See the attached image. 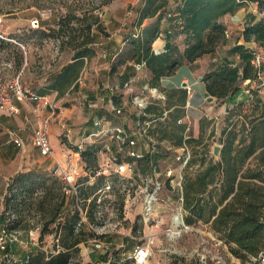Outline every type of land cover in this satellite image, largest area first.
<instances>
[{
	"label": "trees",
	"instance_id": "16d2710c",
	"mask_svg": "<svg viewBox=\"0 0 264 264\" xmlns=\"http://www.w3.org/2000/svg\"><path fill=\"white\" fill-rule=\"evenodd\" d=\"M114 1L30 0L31 5L48 10L57 17L55 27L29 30L37 44L41 46L46 38H52L58 43L60 52L72 54V62L51 74L48 83L38 90L39 95L56 92L57 97H62L70 88L71 91L78 89L85 60L97 53V35L109 36L101 13ZM168 2L141 0L134 21V26L141 28V34H131L136 38L131 40L136 45L134 56L141 55L155 85L163 77L174 75L183 64H193L214 53L226 39L222 18L235 15L249 3H256L259 11L264 12V0H182L177 9V30L169 32L165 29L166 50L155 54L153 44L159 37L163 11ZM146 20L152 21L142 28ZM255 20L252 17L242 35L246 43L255 42L264 47V17ZM178 35L184 37L183 50L175 40ZM12 48V44L0 38V54L9 51L19 70L25 63V52ZM232 53L239 57L238 63L224 64L203 77L208 94L218 101L225 102L239 94L246 80L257 77L250 47L236 44ZM187 96L186 91L168 94L167 109L175 102L180 107L160 120L164 117V109L148 106L142 120H158L153 124L157 126L154 132L159 143L170 141L176 147L189 143L194 151L183 169L181 192L185 223L190 226L210 224L235 258L242 264H251L254 259L264 257V101L251 103L249 113H244L246 103L228 108L220 136L222 150L217 159L210 155V150L199 149L205 140L203 132L211 123L208 118L201 119L198 138H187V124L179 123L186 115L182 107L186 105ZM149 114L154 117H147ZM157 150L139 158L131 157L129 162H136L138 171L147 177L158 170L160 160L171 154L160 144ZM98 151L95 145L81 151L88 169L98 168ZM197 164L198 169L191 171ZM89 180L88 176L77 183L79 203H82L88 219L94 221L98 191L104 185L105 176L96 177L93 184H89ZM171 180L172 177L167 179L168 182ZM62 187L58 177L44 170L19 172L8 182L0 221L11 230L29 232L39 228L42 239L47 234L55 236V252L36 251L30 256L29 264H70L80 251L78 245L87 233L84 225L78 227L82 217L76 206L64 214L67 201ZM173 257L175 259L170 264H185L184 258ZM128 263L134 261L130 259ZM110 264L116 263L111 261Z\"/></svg>",
	"mask_w": 264,
	"mask_h": 264
},
{
	"label": "rangeland",
	"instance_id": "374dc122",
	"mask_svg": "<svg viewBox=\"0 0 264 264\" xmlns=\"http://www.w3.org/2000/svg\"><path fill=\"white\" fill-rule=\"evenodd\" d=\"M128 9H131V5L128 6ZM134 10L136 12L135 8ZM102 13L101 15H104ZM130 17L133 18V15H129L127 21ZM234 21L237 23L241 21V24H244L241 18ZM56 22L57 17L52 12L31 5L30 0H0V38L12 44L11 50L17 48L25 52V63L19 70L16 69L14 59L9 51L0 54V116L9 118L8 121L12 127L15 124V116L20 113L19 102L33 103L28 100H18L15 97V90L10 86L12 82L19 80L24 89L38 93V90L46 84L43 82V78L46 75L49 76L50 73H55L56 69L70 57L69 51L60 52L58 43L52 38H46L41 46L38 45L32 32L29 31L42 27H55ZM160 27L164 28L166 24L161 22ZM175 27L177 24L175 26L172 19L171 31ZM239 33L241 31L238 28L229 29V37H232L233 34L236 40ZM128 37L132 41L136 39L131 34ZM167 39V37H163L160 40L167 43ZM242 88H244V84ZM259 99L262 100V98ZM11 104L20 108L19 113L11 114L9 112ZM114 104L118 106L116 101ZM224 104V101L218 100L214 104V111L216 113L221 111V115L217 119H209L211 123L203 132L205 135L204 144L199 147L200 150H210L211 156H214L212 149L215 145L222 146L220 136L228 115L227 110L223 111ZM71 105V102L64 101L62 107H59L60 109L56 108L57 112L61 110L62 117H64L62 122L65 124L64 128L61 125L60 139L65 146L71 149L67 155L66 163L69 168L77 167L80 170L77 183L88 176L90 177L89 184H93L96 177L100 175H104L105 180L102 189L98 191L96 218L94 221H90L87 217L92 227L84 225V231L87 234L81 238L78 245L80 251L73 256L70 264H110L111 261H115L116 264H129V256L134 253L138 245L144 244L150 245L151 250L147 264H170L175 259L173 256L184 258L185 264H242L219 240L210 224L198 223L187 225L188 228H186L182 223L177 222L178 213H181L184 218L182 192L178 182L183 181V169L194 152L189 143L183 145L186 147L185 151H182L183 146L176 147L170 141L159 143L158 136L154 132L157 126L149 127L143 120L142 126L146 129L147 138L145 139L149 149L156 152L160 144L164 149L171 151V154L160 160L158 170L153 171L147 177L138 171L136 162H133V173H120L119 167L128 163L131 157H135L129 154L127 139L125 141L123 136L118 138L116 129L113 132L106 131L107 127L104 126L101 115L97 117L92 114L93 107L86 99L82 98L76 105ZM250 105L251 103L244 105V113L250 112ZM68 108H74V111L71 113ZM113 112L117 116L120 115L116 111ZM37 119L42 118L38 117ZM97 122L100 124L96 125ZM187 126L191 129L193 127L192 123H187ZM188 128L186 130L187 138L193 134L192 130L190 131ZM105 131L106 133H103ZM12 133L14 145L23 154L25 145L21 148L15 142V134L19 133L18 130L12 129ZM111 135L115 136L111 138ZM129 144L133 146L131 143ZM89 145L99 148L96 170L95 168L88 169L81 156V151ZM35 147L38 149L37 146ZM40 154L44 156L41 152ZM24 168L51 172L41 167L40 163H32ZM195 169H198V164L190 170ZM93 170L95 171L93 172ZM170 177L172 180L168 182L167 179ZM6 184L5 177L0 174V212L2 206L4 207L3 198ZM149 194L154 195L156 199H153L152 202L153 211L148 214ZM80 206L83 209L82 203ZM74 207V198H68L63 210L64 214L73 211ZM175 229L178 234L172 236ZM40 232L39 228L23 232L22 236L24 234L28 236L27 241H23L21 237L23 244L18 243L13 246L14 254L20 259H25L36 251H44L46 254L55 252V236L47 234L42 239ZM96 243H101L102 248L96 249ZM27 245L28 249L24 250V246L27 247ZM17 248L20 249V252L23 250L27 253L19 254L15 251ZM106 257H108L107 260Z\"/></svg>",
	"mask_w": 264,
	"mask_h": 264
},
{
	"label": "crops",
	"instance_id": "0c3cea01",
	"mask_svg": "<svg viewBox=\"0 0 264 264\" xmlns=\"http://www.w3.org/2000/svg\"><path fill=\"white\" fill-rule=\"evenodd\" d=\"M181 1L169 0L168 7L163 11L161 22L169 13L177 14ZM129 5H131L130 10L128 9ZM140 5L141 0H116L105 7L103 10L104 15L101 16L109 36L97 35V53L91 59L85 60V66L78 79L79 86L77 90L71 91L72 88H70V91L62 97H57L58 94L56 92L44 95L50 101L47 107L43 105L39 106L36 103L19 102L21 109L19 108L20 113L15 116L13 127L8 121L9 118L0 116V174L7 181L5 194L8 182L14 175L31 170L30 168H24L26 165L40 163L44 169L49 171L52 169L50 160L42 156L33 144V132L38 117L48 120L50 140L55 157L59 162L68 167L66 161L71 149L65 146L60 139L61 125L62 128L65 126L62 122L64 117H62L61 110L57 113L54 111V107L59 109V107H62V102L64 101L71 102V106H74L82 98L86 99L89 105L93 107L91 109L92 114H95L97 117L101 115L104 126L108 128H106V131L113 132L115 129L123 131L121 136L125 138V141L127 139L129 154L135 153L138 158L149 152H153L148 147L145 139L147 138L146 129L142 126V117L146 116L144 112L146 108L153 106L164 109V117L160 119L164 120L168 113L172 112L176 107H180L175 102L170 109H167L168 94L180 91L187 92L186 105L181 106L186 115L179 120V123H192V129H188L192 130L194 138H198L200 135V121L202 118L217 119L221 115V111L218 113L214 111V104L217 102V99L213 97V100L210 101L212 96L206 90L203 77L208 72L224 64L235 65L239 57L232 53V48L236 44H245L250 48L260 46L255 42L246 43L242 31L245 29L246 24L252 20V17L257 22L264 17V12L259 11L256 3H249L242 7L235 15H227L222 18L221 21L226 26V30L229 31L230 28L235 27L241 31L237 37L238 39L236 40L232 34V37H227L214 53L205 55L193 64H183L174 75L163 77L155 85L151 71L146 65L142 66L143 60L141 55L134 56L136 45L128 37L129 34L136 36L141 34V28L138 29L133 24L134 17L136 16L134 8L137 9ZM129 15H133V18L130 17L127 21ZM238 18H241L244 24H241V21H239L240 23L234 21ZM151 21L146 20L142 28ZM171 23L172 20H170V25ZM168 24L166 23V25ZM176 30L177 27L174 28L173 32ZM175 40L181 50H183L184 37L178 35ZM155 46L164 47V43L160 39H157ZM70 62H72V54H70L69 59L65 63L56 69L55 73ZM53 73H50V75ZM49 76L46 75L43 78V82H46V84L48 83L47 79ZM187 85L191 87L190 92L185 89ZM259 98H262V100ZM114 101L118 103V106L114 104ZM255 101H264V97L248 94L243 88L239 94L225 101L223 111L233 108L240 103H253ZM70 111L72 113L74 108L69 109ZM113 111H116L120 115L117 116ZM148 116L154 117L151 114ZM156 121L158 120H145V124L151 127L154 122L157 123ZM155 126L156 124H153V127ZM12 129L18 130V135L25 143L23 154L17 150L12 141ZM106 131L103 133H106ZM69 136L71 137L70 134ZM114 136L111 135L110 137L113 138ZM117 137L120 138V136ZM131 142H134L133 146L129 144ZM3 208L2 206L0 220ZM2 223L0 221V224ZM27 237V234H24L22 236L23 241H27ZM28 247V245L27 247L24 246V250L28 249ZM19 250L18 248L15 249L19 254L25 255L27 253V251L22 250L20 252Z\"/></svg>",
	"mask_w": 264,
	"mask_h": 264
},
{
	"label": "built area",
	"instance_id": "2783aa9c",
	"mask_svg": "<svg viewBox=\"0 0 264 264\" xmlns=\"http://www.w3.org/2000/svg\"><path fill=\"white\" fill-rule=\"evenodd\" d=\"M174 21L175 25L178 23L176 19H178V14L176 13H169L162 21V23L166 24V27L161 28L159 32L158 39H162L163 37H166V31L165 29H168L169 32L171 31L170 27V20ZM38 23V21H36ZM226 37H229V31L226 30ZM166 43H164V47H156L155 42L153 44V51L155 54H161L165 52ZM252 64L256 70L257 77L254 80H246L244 82V90L248 94H256L260 97H264V47H252ZM145 65V62L142 63V66ZM141 66V65H140ZM12 89L15 90V97L18 100H28L33 103H37L39 106H49L50 101L46 96H41L37 92H34L29 89H24L20 83L19 80H16L12 82L10 85ZM185 89H187L189 92L191 91L190 86H186ZM57 107H54V111ZM60 109V108H59ZM9 112L11 114H17L19 113V108L14 106L13 104L10 105ZM43 119H39L36 123V127L33 134V142L35 146L38 147L40 152L47 157L48 160L52 163V169L51 173L58 177L62 182V191L65 195L66 201L68 202V198L72 197L75 201L76 208L80 211L82 220L78 224V227H81L82 225H87L89 227H92V224L87 220V212L84 211L79 203V191L77 186V178L80 176V170L77 167L74 168H68L63 163L59 162L54 153V149L52 147L51 141H50V135H49V124L48 120L42 121ZM181 122V121H180ZM100 123L97 122L96 125H99ZM118 136L120 138L123 134V131L121 129H116ZM125 140V138H124ZM15 142L19 147H24L25 143L20 138L18 134H15ZM131 144H134V142H131ZM186 147H182V151H185ZM131 156L137 157L135 153H131ZM188 161V160H187ZM120 173H133L134 172V164L133 163H125L121 165L120 167ZM178 185H180L182 188V180L178 182ZM150 200L148 198V207L147 212L148 214L153 211L152 207V200L156 199L154 195L149 194ZM181 200L183 198L181 197ZM23 231L20 230H11L6 226L5 224H0V264H29L30 262V256H27L25 259H20L14 254L13 246L15 244H23L21 241ZM33 234V233H31ZM96 249H101L102 244L96 243L95 244ZM151 256V250L150 245L144 244V245H138L134 253L129 256V258L134 261V264H147ZM251 264H264V257H260L259 259H254V262Z\"/></svg>",
	"mask_w": 264,
	"mask_h": 264
},
{
	"label": "water",
	"instance_id": "95a60500",
	"mask_svg": "<svg viewBox=\"0 0 264 264\" xmlns=\"http://www.w3.org/2000/svg\"><path fill=\"white\" fill-rule=\"evenodd\" d=\"M183 86H185V85H183ZM212 100H213V97L210 98V101H212ZM221 150H222V146H221V145H219V144H218V145H215V146L213 147V149H212V154H213L217 159H219L220 154H221ZM178 214H179L180 218L182 219V225H183L184 227L188 228L187 224H186L185 221H184L183 215H182L181 213H178Z\"/></svg>",
	"mask_w": 264,
	"mask_h": 264
},
{
	"label": "bare ground",
	"instance_id": "6f19581e",
	"mask_svg": "<svg viewBox=\"0 0 264 264\" xmlns=\"http://www.w3.org/2000/svg\"><path fill=\"white\" fill-rule=\"evenodd\" d=\"M177 222L182 223V219L180 218L179 214H177ZM177 234H178L177 230L176 229L173 230L172 236H176Z\"/></svg>",
	"mask_w": 264,
	"mask_h": 264
}]
</instances>
